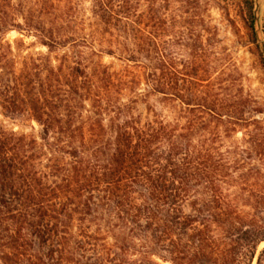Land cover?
<instances>
[{"label": "rangeland", "instance_id": "rangeland-1", "mask_svg": "<svg viewBox=\"0 0 264 264\" xmlns=\"http://www.w3.org/2000/svg\"><path fill=\"white\" fill-rule=\"evenodd\" d=\"M23 1L0 0V15L8 13L15 24L8 23L0 31V126L9 133L25 136L28 141H37L35 149L28 148L29 154H39L37 167L49 176L48 181L60 182L62 178L50 167L55 163L53 159H71L47 145L42 138L43 127L30 110L14 114L4 110L6 87L13 84L15 75L24 72L28 62L37 75L33 76L36 86L43 89L41 82L46 83L45 88L61 85L70 93L68 99L74 98L72 104L78 106L76 111L85 120L93 115L94 109L88 89L72 93L73 87L66 85V68L62 72L58 69L66 64L64 58L68 63L85 60L90 73L102 64L114 81L110 90H102L113 105L103 113L105 124H109L110 118L120 117L122 123L129 119L144 126L165 116L173 124H179L180 157L186 158L185 154L195 146L193 189L173 213L181 216V212L198 210L196 214L210 226L216 246L227 251L229 264H264V70L260 63L264 54V0L135 2L139 12H148L153 5L165 20V31L159 40L165 47V100L144 79L147 69L143 66L150 65L152 57L144 54L137 63L124 57L125 48L149 45L128 30H114V36L95 32L94 0H73L80 5L81 13L76 18L79 28L67 31L64 36L86 37V42H80L84 46L76 48L71 44L49 48L36 30H27L24 17L29 13L28 6L36 0H29L31 3L26 7ZM248 1L255 4L259 47L252 42L245 25ZM45 26L51 27V23L47 21ZM110 49L115 53L109 54ZM52 68L57 74L52 75ZM66 105L64 102L60 111L64 118L69 112ZM80 121L75 120L74 124ZM53 136L51 133L50 140ZM70 141L63 146L68 149L70 145L79 146L77 141ZM7 214L8 208L2 207L0 264H5L2 252H8L3 246L5 230L20 225L9 220ZM143 214L135 217L125 209L99 206L85 222L75 219L71 227L75 237L86 236L83 260L87 264H149L156 259L161 264H172L153 257L154 248H158V254L163 251L154 245L152 233L146 228L147 215ZM197 226L201 228L200 223ZM171 236L175 241L187 240L179 229ZM169 242L165 238V244ZM50 245L51 242L37 241L32 252L49 262ZM60 263L70 264L61 258Z\"/></svg>", "mask_w": 264, "mask_h": 264}, {"label": "trees", "instance_id": "trees-1", "mask_svg": "<svg viewBox=\"0 0 264 264\" xmlns=\"http://www.w3.org/2000/svg\"><path fill=\"white\" fill-rule=\"evenodd\" d=\"M136 1L94 0L95 32L114 36V30L123 29L144 40L148 47L125 48L127 56L124 57L135 63L144 54L152 57L149 58L151 64L143 66L147 69L144 79L165 100V47L159 43L161 33L165 31V20L153 5L148 12H139ZM30 3L29 0L23 1L24 7ZM79 6L73 0H36L28 6L25 26L27 30H36L49 48L67 46L65 44L82 47L86 37L64 36L69 30H78ZM246 12L249 37L259 47L253 2L248 1ZM46 17L52 19L46 20ZM9 18L8 13L0 15V31L8 23L15 26ZM47 21L51 27L45 26ZM21 26L18 24L17 27L21 29ZM92 51L95 53L93 48ZM108 53L115 52L110 49ZM64 59L66 64L58 72L66 68V85L73 87L71 92L77 94L81 88L88 89L93 103V115L85 120L83 114L77 113L78 106L72 104L74 98L68 99L70 93L61 85L45 88L46 83L41 82L43 89L36 86L33 76L37 75L28 62L24 72L15 75L13 84L6 87L4 110L11 114L30 110L43 127L42 138L47 145L58 153L69 155L71 160L53 159L55 163L50 167L57 177L62 175V178L60 182H49V176L37 167L39 154H29V149H35L37 141H28L25 136L9 133L0 126V209L8 208L7 218L20 224L18 228L5 230L7 235L3 246L8 252L4 250L1 255L5 264H61L60 258L70 264H87L82 254L86 248V236L75 237L71 227L75 219L85 222L99 206L125 209L128 215L135 217L142 213L147 215L146 228L152 233L154 245L163 251L158 254V248H154L152 255L163 262L229 264L227 251L216 246L212 230L196 214L198 210L188 214L181 212V216L173 213L187 200L196 178L195 146L185 154L186 158L180 157L182 134H177L178 122L173 124L161 116L140 126L129 119L122 123L117 117L110 118L109 124H105L103 113L113 105L102 90L114 86L112 74L102 64L96 65L90 73L85 60L68 63L69 60ZM260 63L264 70V54H261ZM50 71L52 75L57 74L54 68ZM80 78H84L83 82L79 81ZM64 102L68 103L67 119L60 114ZM75 120H81L80 124H74ZM51 133L55 134L52 140ZM67 140H71L70 143L77 141L79 146L70 145L68 149L63 146ZM175 229L181 230L187 240L171 239ZM165 238L170 239L169 244H165ZM37 241L40 244L51 242L47 254L49 262L32 252ZM149 264L161 263L151 259Z\"/></svg>", "mask_w": 264, "mask_h": 264}]
</instances>
